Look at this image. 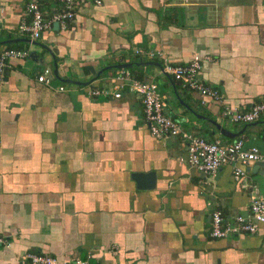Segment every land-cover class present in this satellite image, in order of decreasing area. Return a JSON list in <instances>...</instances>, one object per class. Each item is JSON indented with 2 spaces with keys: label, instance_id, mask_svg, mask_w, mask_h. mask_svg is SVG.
Here are the masks:
<instances>
[{
  "label": "crops",
  "instance_id": "0c3cea01",
  "mask_svg": "<svg viewBox=\"0 0 264 264\" xmlns=\"http://www.w3.org/2000/svg\"><path fill=\"white\" fill-rule=\"evenodd\" d=\"M28 1L0 0V42L14 41L0 49L29 52L0 76V235L8 243L0 264H28L26 253L92 254L88 264H264V226L207 236L215 206L230 219L246 213L251 190L264 194V162L248 165L239 182L230 167L205 176L179 138L150 135L137 94L93 98L87 90L111 87L119 70L111 67L131 64L133 78L157 84L165 114L185 131L223 144L243 139L264 155V115L231 124L219 104L201 105L198 93L139 66L134 53L159 51L180 65L209 57L201 79L223 104L248 110L264 102V0L87 2L65 29L53 23L37 41L18 31ZM44 68L49 85L37 81Z\"/></svg>",
  "mask_w": 264,
  "mask_h": 264
},
{
  "label": "built area",
  "instance_id": "2783aa9c",
  "mask_svg": "<svg viewBox=\"0 0 264 264\" xmlns=\"http://www.w3.org/2000/svg\"><path fill=\"white\" fill-rule=\"evenodd\" d=\"M45 2H53L57 5L56 11L52 14L43 11ZM87 2L96 7L102 4L101 0H29L25 9L28 20L18 26V31L26 33L31 41H37L55 22L65 29L66 25L75 19L78 8ZM134 53L140 59H160L159 75L168 76L182 88L198 93L201 98L200 104L203 106L219 104L222 118L231 124H251L264 115V102L255 104L248 110L223 104V96L220 92L201 79L200 71L204 63L211 62L209 57L194 55L187 64L180 65L168 62L159 51L135 49ZM28 56L29 52L22 49L8 47L0 49V76L6 72L11 60H22ZM52 78L51 70L44 68L37 76V81L49 85ZM113 79L114 84L111 87L88 88V95L93 98L119 99L123 90L137 94L150 135L157 139L179 138L185 144L187 162L203 175L213 176L222 167H230L233 180L239 182L246 178L248 165L264 162V155L256 147H245L243 139H235L230 144H223L220 140L207 141L200 135L185 131L179 122L165 114L167 97L158 91L155 82L133 78L127 69L116 70ZM58 90L64 91V88L59 87ZM261 226H264V194L251 190L247 211L244 214L228 219L219 206L213 208L207 236L210 239H225L229 236L254 235ZM3 247H8V243L6 238L0 235V248ZM91 258L92 254L82 260L26 253L22 261L28 264H88Z\"/></svg>",
  "mask_w": 264,
  "mask_h": 264
},
{
  "label": "water",
  "instance_id": "95a60500",
  "mask_svg": "<svg viewBox=\"0 0 264 264\" xmlns=\"http://www.w3.org/2000/svg\"><path fill=\"white\" fill-rule=\"evenodd\" d=\"M53 26H54L55 29H57L58 26H59V24L57 22H55L53 24ZM12 42H14V41H4V42H0V46H3L5 44H10ZM138 65L139 66H154V67H157V68L160 67V65L158 63L151 62V61H149V62H140ZM130 67H131V64H123V65L113 66L111 68H115V69H128ZM108 68H110V67H107V68H105L103 70H106ZM53 77L54 78H58V76H57V69H56V66L55 65H54ZM67 82H71V81H67ZM78 84L84 85V83H78ZM200 118H203V117H200ZM219 133H220L221 136H223L225 138H234L236 136L235 134H231V133H229L226 130L221 129V128H219ZM258 163H260V162H257V164H256L257 166H259ZM137 177H139V176H136L135 178H137ZM146 177L147 178H150L151 175H147Z\"/></svg>",
  "mask_w": 264,
  "mask_h": 264
},
{
  "label": "trees",
  "instance_id": "16d2710c",
  "mask_svg": "<svg viewBox=\"0 0 264 264\" xmlns=\"http://www.w3.org/2000/svg\"><path fill=\"white\" fill-rule=\"evenodd\" d=\"M48 3H49V4H48ZM51 6H52V8H51ZM53 9H55V4H54L53 2H45V3L43 4V11L47 12L48 14H52V13H53ZM56 9H57V8H56ZM175 13H176V9H171V12H170L169 15H175ZM168 17H170V16H167V15L164 14V15H162L160 18H157V23H158V25L160 26V22H163L164 20L168 21V20H169ZM8 48H10V47H8ZM139 59H140V58H139ZM154 60H156V59H153V60H150V61H154ZM140 61H141V62H146V61H148V60H146V59H140ZM157 62H158V61H157ZM159 64H161V63L159 62ZM128 71H129V70H128ZM129 72L132 73L133 70H130ZM103 73H104V72H103ZM136 78L142 80L143 76L138 75V76H136ZM222 139H224V138L222 137ZM207 141H213V140L209 139V140H207Z\"/></svg>",
  "mask_w": 264,
  "mask_h": 264
},
{
  "label": "rangeland",
  "instance_id": "374dc122",
  "mask_svg": "<svg viewBox=\"0 0 264 264\" xmlns=\"http://www.w3.org/2000/svg\"><path fill=\"white\" fill-rule=\"evenodd\" d=\"M223 125H225V124L223 123Z\"/></svg>",
  "mask_w": 264,
  "mask_h": 264
}]
</instances>
